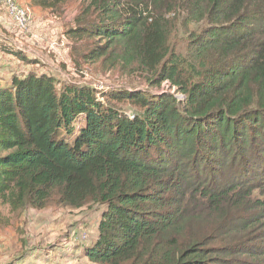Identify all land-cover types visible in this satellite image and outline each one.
I'll return each mask as SVG.
<instances>
[{
  "label": "trees",
  "instance_id": "1",
  "mask_svg": "<svg viewBox=\"0 0 264 264\" xmlns=\"http://www.w3.org/2000/svg\"><path fill=\"white\" fill-rule=\"evenodd\" d=\"M81 3L83 57L168 90L0 84V203L103 206L98 264H264V0Z\"/></svg>",
  "mask_w": 264,
  "mask_h": 264
},
{
  "label": "rangeland",
  "instance_id": "2",
  "mask_svg": "<svg viewBox=\"0 0 264 264\" xmlns=\"http://www.w3.org/2000/svg\"><path fill=\"white\" fill-rule=\"evenodd\" d=\"M15 1L29 21L26 27H19L0 8L2 86H9L14 75L32 72L53 76L57 87L65 83L90 85L97 95L124 89L152 93L168 90L166 83L150 86L138 73L129 75L106 67L101 59L88 61L83 57L85 45L68 32L82 15L81 0H66L53 9L36 7L30 0ZM171 41L184 51L186 33L177 31ZM117 108L126 113L136 110L121 102H117ZM82 122V116L78 117L74 127H80ZM102 207L89 204L69 208L51 199L41 209L11 210L0 203V264H98L88 259L85 248L98 238Z\"/></svg>",
  "mask_w": 264,
  "mask_h": 264
},
{
  "label": "built area",
  "instance_id": "3",
  "mask_svg": "<svg viewBox=\"0 0 264 264\" xmlns=\"http://www.w3.org/2000/svg\"><path fill=\"white\" fill-rule=\"evenodd\" d=\"M0 8L5 9V11L11 16L13 22L19 27H26L29 18L26 12L16 3L15 0H0ZM128 116L132 118L131 113Z\"/></svg>",
  "mask_w": 264,
  "mask_h": 264
}]
</instances>
